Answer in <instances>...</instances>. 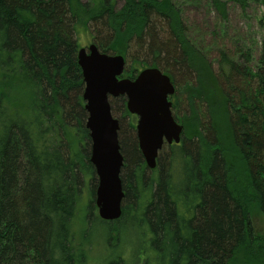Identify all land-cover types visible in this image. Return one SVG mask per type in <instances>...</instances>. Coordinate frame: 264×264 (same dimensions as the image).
Wrapping results in <instances>:
<instances>
[{
    "label": "trees",
    "instance_id": "1",
    "mask_svg": "<svg viewBox=\"0 0 264 264\" xmlns=\"http://www.w3.org/2000/svg\"><path fill=\"white\" fill-rule=\"evenodd\" d=\"M123 2L0 0V264H89L77 239L80 195L88 186L95 197L98 180L78 63L82 26L101 52L130 62L129 79L157 67L176 89L180 81L190 97L209 100L201 132L184 137L170 161L159 157L155 185L145 179L152 251L142 264H264V234L251 222L253 209L264 216V41L257 60L242 41L219 50L214 73L173 0ZM212 6L226 19V3ZM116 100L136 122L119 97L111 106L120 126ZM134 122L119 140L123 203L135 210L146 163Z\"/></svg>",
    "mask_w": 264,
    "mask_h": 264
},
{
    "label": "rangeland",
    "instance_id": "2",
    "mask_svg": "<svg viewBox=\"0 0 264 264\" xmlns=\"http://www.w3.org/2000/svg\"><path fill=\"white\" fill-rule=\"evenodd\" d=\"M220 1L226 3V19L213 8L212 0H173L181 9L190 41L199 50L204 51L208 60L212 62L214 73L218 71L219 50L225 49L232 52L235 44L242 45L240 43L242 41L252 50L254 60H257L264 41V28L261 25V19L264 16V0H248L249 4L245 10L232 0ZM123 4V0H117V8H121ZM76 36L80 49L87 48L94 42L91 31L86 27H79ZM126 64L127 68L130 65V62L127 63V59ZM122 77L128 78L125 73ZM177 84L179 88L176 91L173 113L178 122L184 126V134L180 144L165 146L160 151L159 157L167 162L173 156L174 150L182 146L184 137L192 138L191 136L201 132L202 119L208 115L209 100L204 98L203 101L204 93L196 92L197 96L190 97L189 90L183 87V82L178 81ZM115 103L118 112L122 111L121 116H118L122 120V135L125 136L130 132V123L134 121L132 122L131 117L124 115L120 100H116ZM134 124L137 125V118ZM174 165L172 167L169 165V171L174 170ZM159 169V167L149 169L146 165L145 169L138 172L136 189L139 199L136 209L134 210V207L130 208L126 203H123L121 218L111 222L100 218L96 195L93 197V189H89L88 186L84 187V191L80 195L77 239L78 245L84 248L89 264H142V261L145 260L144 254L148 257L151 256L152 249L148 242L151 238V227L142 215V211L151 200L153 187L152 185L145 186V179L147 178V181L150 180V184L155 185L160 176ZM177 174L181 178V171H178ZM251 222L258 235L264 234V216L258 209L251 211ZM142 250L145 252L140 257L139 253ZM252 263L259 264L257 261H252Z\"/></svg>",
    "mask_w": 264,
    "mask_h": 264
},
{
    "label": "water",
    "instance_id": "3",
    "mask_svg": "<svg viewBox=\"0 0 264 264\" xmlns=\"http://www.w3.org/2000/svg\"><path fill=\"white\" fill-rule=\"evenodd\" d=\"M78 63L85 83L86 128L92 143L90 161L98 177L96 205L100 218L111 222L121 218L126 196L121 177L125 165L119 140L121 126L112 113L111 100L127 99V111L138 118L139 149L147 167L155 169L165 144L182 141L184 126L175 120L170 100L176 86L157 67L143 69L134 80L123 78L125 57L103 53L95 42L79 50Z\"/></svg>",
    "mask_w": 264,
    "mask_h": 264
},
{
    "label": "flooded vegetation",
    "instance_id": "4",
    "mask_svg": "<svg viewBox=\"0 0 264 264\" xmlns=\"http://www.w3.org/2000/svg\"><path fill=\"white\" fill-rule=\"evenodd\" d=\"M175 96H176V93L170 98V100L172 101V103H173V108H172V112H173V110H174V108H175ZM173 115H174V113H173ZM174 118H175V120L178 122V120H177V118H176V116L174 115ZM137 121H138V118H137ZM179 123V122H178ZM174 144H172V145H167V144H165V146H173ZM164 146V147H165ZM164 149V148H163ZM159 167V161H158V166L156 167V168H158Z\"/></svg>",
    "mask_w": 264,
    "mask_h": 264
}]
</instances>
